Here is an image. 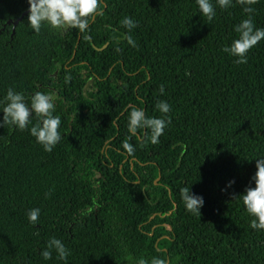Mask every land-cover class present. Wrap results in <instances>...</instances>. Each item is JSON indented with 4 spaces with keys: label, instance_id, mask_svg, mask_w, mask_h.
Listing matches in <instances>:
<instances>
[{
    "label": "trees",
    "instance_id": "obj_1",
    "mask_svg": "<svg viewBox=\"0 0 264 264\" xmlns=\"http://www.w3.org/2000/svg\"><path fill=\"white\" fill-rule=\"evenodd\" d=\"M102 1L103 15L80 35L100 46L92 27L110 26L108 39L120 38L117 52L108 47L95 59H116L111 73L67 65L77 35L72 41L48 25L36 34L29 14L12 34L7 22L29 4L0 0V101L9 87L29 104L36 92L53 95L62 134L47 152L30 134L34 114L23 131L0 127V264H264V230L250 228L239 198L255 187L256 159L264 158V40L244 64L222 50L249 14L236 0L227 9L212 0L211 22L196 0ZM251 7L264 28V0ZM126 16L139 25L131 32ZM79 51L80 60L90 55ZM160 100L171 106V123L157 144L138 130L129 155L122 143L131 108L160 117ZM182 187L203 197L200 217L186 210ZM33 208L36 225L27 218ZM51 237L70 250L67 262L55 251L42 258Z\"/></svg>",
    "mask_w": 264,
    "mask_h": 264
},
{
    "label": "clouds",
    "instance_id": "obj_2",
    "mask_svg": "<svg viewBox=\"0 0 264 264\" xmlns=\"http://www.w3.org/2000/svg\"><path fill=\"white\" fill-rule=\"evenodd\" d=\"M27 2L29 4L28 24L36 34H40L44 25H48L51 29L57 31L72 28L84 33L88 30L91 20H94L96 16L103 15L101 0H27ZM196 3L202 15L211 22L216 16V8L212 0H196ZM236 3L243 6V12L249 14V16L235 26L238 38L222 50L238 57L235 63L244 64L247 63L248 52L261 40H264V28H256L251 18V14L255 11L251 6L258 3V0H236ZM216 4L221 9L233 6L232 0H216ZM121 24L129 32L139 26L137 21L127 16L121 20ZM125 39L128 44L137 47L131 35H127ZM159 90L163 94L164 86L161 85ZM0 105H2L0 111L3 112L0 127L13 126L23 131L32 124L31 118L34 114L37 121L30 128V134L35 137L37 143L43 146L45 151L51 152L61 140L62 134L59 131L61 117L54 115L55 97L53 95L36 92L31 96L29 104L23 93L9 87L6 96L0 101ZM155 108L161 113L160 117H149L144 110L136 107L131 108L127 124L130 136L122 143V147L129 155H133L135 152V148L129 140L131 136L137 135L138 130H145V142L150 141L152 144H157L164 129L171 123V119L167 118V114L171 110V106L167 101H157ZM252 180L255 182V187H247L245 192L239 195V198L242 199L247 213L253 217L250 228L264 230V158L256 159V172ZM234 183V180L229 181L228 187H231ZM179 193L186 210L200 217L201 208L204 204L203 197L193 194L190 187L180 188ZM39 216V208H33L27 212L28 221L32 225L37 224ZM53 251H55L58 259L65 262L71 254L64 243L55 237H51L47 241L45 249L40 254L43 259L50 260ZM137 264H149V261L141 258L137 261ZM150 264H169V262L154 257Z\"/></svg>",
    "mask_w": 264,
    "mask_h": 264
},
{
    "label": "flooded vegetation",
    "instance_id": "obj_3",
    "mask_svg": "<svg viewBox=\"0 0 264 264\" xmlns=\"http://www.w3.org/2000/svg\"><path fill=\"white\" fill-rule=\"evenodd\" d=\"M101 2L103 1L101 0ZM92 21L89 23V27L91 26ZM109 27L110 26L92 27L93 30L95 31V38H96L97 44H99L100 46H96L91 39L81 40V35H80L81 32L78 29L69 28L67 30H61V31L56 30L63 37L68 35V37L72 41L74 40V36L77 35V40L75 43H73L74 49L72 51V58L67 62V65L74 66L75 69H77L78 71L82 70L84 72H92V73H94L95 70L97 69H100L101 71H106L107 73H111L117 70L119 67L117 65L118 61L116 59H114L112 62L95 60L96 57H100L99 56L100 52L105 50L108 47H110L111 49H114L115 52H117L116 50L119 49L118 48V42L120 40L119 37H113V38L108 39ZM114 40H115V43H113ZM102 41H105V42L102 44ZM80 42H81V45H79ZM78 47L80 48L81 52H84L86 49L88 51V55L89 54L90 55L84 57L83 60H80V56L79 57L76 56ZM120 52H121V56L125 54V51L120 50ZM121 68L124 69V65L122 61H121ZM90 83H91V79L89 78L87 84L89 85ZM86 89H87V86H86ZM121 131H124V128L120 130V132Z\"/></svg>",
    "mask_w": 264,
    "mask_h": 264
},
{
    "label": "water",
    "instance_id": "obj_4",
    "mask_svg": "<svg viewBox=\"0 0 264 264\" xmlns=\"http://www.w3.org/2000/svg\"><path fill=\"white\" fill-rule=\"evenodd\" d=\"M28 14H29V12H28V10H26L25 12H23L21 14V16L16 21H14V22L8 21L7 22L8 25H11L12 24V26H13V28H12V34H14V29H15L16 25L18 24V22H20Z\"/></svg>",
    "mask_w": 264,
    "mask_h": 264
}]
</instances>
